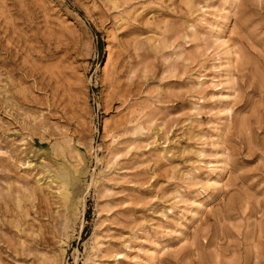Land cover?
<instances>
[{
  "label": "rangeland",
  "instance_id": "1",
  "mask_svg": "<svg viewBox=\"0 0 264 264\" xmlns=\"http://www.w3.org/2000/svg\"><path fill=\"white\" fill-rule=\"evenodd\" d=\"M0 264H264V0H0Z\"/></svg>",
  "mask_w": 264,
  "mask_h": 264
},
{
  "label": "trees",
  "instance_id": "2",
  "mask_svg": "<svg viewBox=\"0 0 264 264\" xmlns=\"http://www.w3.org/2000/svg\"><path fill=\"white\" fill-rule=\"evenodd\" d=\"M90 209V208H89ZM90 211H88L87 217H89Z\"/></svg>",
  "mask_w": 264,
  "mask_h": 264
},
{
  "label": "bare ground",
  "instance_id": "3",
  "mask_svg": "<svg viewBox=\"0 0 264 264\" xmlns=\"http://www.w3.org/2000/svg\"><path fill=\"white\" fill-rule=\"evenodd\" d=\"M229 51V50H228Z\"/></svg>",
  "mask_w": 264,
  "mask_h": 264
}]
</instances>
